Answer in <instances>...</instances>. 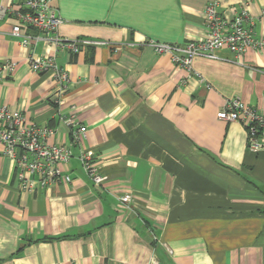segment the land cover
Here are the masks:
<instances>
[{
  "label": "crops",
  "instance_id": "obj_1",
  "mask_svg": "<svg viewBox=\"0 0 264 264\" xmlns=\"http://www.w3.org/2000/svg\"><path fill=\"white\" fill-rule=\"evenodd\" d=\"M208 1L54 0L59 38L105 42L72 54L23 47L10 34L20 0H0V65L13 64L0 71V103L73 153L60 165L69 181L26 192L0 143V264H264V149H248L241 122L217 117L234 97L264 110V48L240 59L222 48L189 71L148 44L201 38ZM217 2L227 20L247 9L264 37V0ZM32 53L68 72L60 97L50 72L30 68ZM79 148L102 184L84 173Z\"/></svg>",
  "mask_w": 264,
  "mask_h": 264
},
{
  "label": "built area",
  "instance_id": "obj_2",
  "mask_svg": "<svg viewBox=\"0 0 264 264\" xmlns=\"http://www.w3.org/2000/svg\"><path fill=\"white\" fill-rule=\"evenodd\" d=\"M54 0H20L21 9L14 11L17 17L11 35L18 38L23 47L33 51V46L39 41L52 42L59 49L73 54L87 46L105 44L103 41L90 39L63 40L57 36V29L63 19L58 14ZM6 8H1L4 14ZM252 21L247 9L242 8L234 14L231 20L218 10L217 0H209L205 6L206 31L201 38L184 44H168L150 41L148 44L157 53L169 54L171 60L179 66L191 71V64L196 57L217 58L216 51L222 48L229 50L240 59L249 48H264V37L256 38L253 34ZM33 30L35 33H31ZM30 68L35 72H50L56 82V93L59 97L67 88L70 80L68 72L60 67L54 56L28 57ZM13 64L4 61L0 71H11ZM61 99V98H60ZM58 98V102L60 100ZM217 117L226 121H239L247 131V147L252 151L264 149V110L252 107L234 97L225 101ZM86 127L79 125L71 130V143L79 147L84 137ZM53 129L38 124H27L25 116L20 111H11L0 103V143L4 147V154L8 156L15 167V177L21 191L32 192L37 188H45L61 180L69 181V176L60 168L72 157L69 145L47 142ZM78 159L80 165L96 185L102 184L106 177L95 166L92 153L79 148ZM130 194L118 197L119 202L129 208ZM148 264H159L151 258Z\"/></svg>",
  "mask_w": 264,
  "mask_h": 264
},
{
  "label": "trees",
  "instance_id": "obj_3",
  "mask_svg": "<svg viewBox=\"0 0 264 264\" xmlns=\"http://www.w3.org/2000/svg\"><path fill=\"white\" fill-rule=\"evenodd\" d=\"M87 47H92V46L89 45V46H87ZM72 54H73V53H72Z\"/></svg>",
  "mask_w": 264,
  "mask_h": 264
}]
</instances>
